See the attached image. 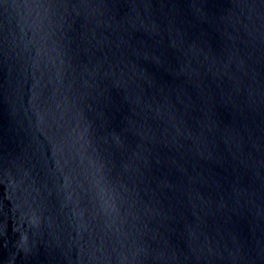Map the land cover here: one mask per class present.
<instances>
[{"label": "water", "instance_id": "water-1", "mask_svg": "<svg viewBox=\"0 0 264 264\" xmlns=\"http://www.w3.org/2000/svg\"><path fill=\"white\" fill-rule=\"evenodd\" d=\"M0 264H264V0H0Z\"/></svg>", "mask_w": 264, "mask_h": 264}]
</instances>
